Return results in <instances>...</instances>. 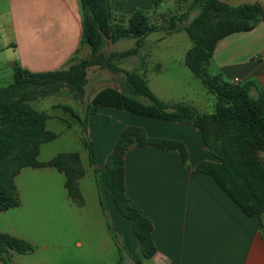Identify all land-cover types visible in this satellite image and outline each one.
<instances>
[{
  "label": "trees",
  "instance_id": "1",
  "mask_svg": "<svg viewBox=\"0 0 264 264\" xmlns=\"http://www.w3.org/2000/svg\"><path fill=\"white\" fill-rule=\"evenodd\" d=\"M80 6L81 43L90 46L91 57L72 64L69 68L37 72L16 63L13 67V81L0 86V211L20 205L15 179L25 167H53L63 172L66 176V188L72 196L73 174L65 167L62 157L56 156L49 161L39 159L40 145L50 141L52 133L47 129L50 115L30 103L36 97L34 89L41 87L45 88L42 93H51L67 85L80 91L85 82L87 67L92 64L93 59L103 57L102 51L108 41L136 39V47L116 54L118 58H124L137 55L144 46L145 38L155 31L183 29L193 41L185 63L201 79L207 91L215 96L213 111L202 113L193 105L180 102L171 104L160 99L141 73L116 68L112 60L114 54L111 58L104 59V63L113 71L125 72L123 88L101 89L88 104L84 117L70 106L64 108L81 120L87 130L93 124L100 107L195 126L214 160L200 161L194 172L211 175L245 214L259 220L264 236V164L260 158V153L264 152V93L254 97L251 88L255 82H235L210 69L211 59L220 41L234 33L251 31L264 19L261 6L250 3L233 6L222 0H193L191 7L199 9V12L182 27L180 22L183 20L180 16H171L167 25L159 26L151 23L142 9L132 13L128 24L113 23L108 0H80ZM188 14L186 13L185 18ZM140 97L148 98L150 103L144 102ZM84 144L89 150L91 165H96L94 142L85 136ZM148 145L178 151L183 163H187L188 149L184 142L151 137L143 127L128 125L122 128L105 164V177L111 198L120 213L133 220V230L141 243L144 259H149L156 250L152 239L153 222L133 206L126 195L125 154L131 146ZM95 170L100 172L98 168ZM96 179L99 189H102L101 179ZM100 200L106 215L107 204L102 196ZM108 224L113 236H117V228L110 221ZM116 242L119 246L118 241ZM34 249L35 246L28 240L0 232V260L4 264H13L6 257L13 250L29 254ZM135 262L144 264L139 258Z\"/></svg>",
  "mask_w": 264,
  "mask_h": 264
},
{
  "label": "crops",
  "instance_id": "2",
  "mask_svg": "<svg viewBox=\"0 0 264 264\" xmlns=\"http://www.w3.org/2000/svg\"><path fill=\"white\" fill-rule=\"evenodd\" d=\"M68 1H73L74 8ZM222 1L233 6L258 4L264 10V0ZM78 2L0 0V78L14 77L16 63L34 72L58 69L65 64L81 40L82 17ZM72 22L76 23L73 35ZM210 69L229 80L238 78L242 83L255 82L251 88L254 97L264 93V19L251 31L234 33L220 41ZM119 115L128 117L131 124L145 127L151 137L180 140L188 149L186 164L180 152L155 145L131 146L125 154L126 195L132 205L153 222L152 239L156 250L144 264H264V236L259 220L245 214L211 175L194 172L200 161L214 160L205 148L199 130L179 122L137 118L108 107L99 108L89 128L99 136L96 129L120 121ZM121 130L120 126H115L116 139ZM115 143L113 141L109 155ZM96 152L98 165L105 166L109 155L101 160L98 149ZM97 203L106 222L104 231H108L111 238L113 233L99 196ZM113 203L116 208L114 225L117 231H127L124 236H115L118 244L122 237L123 244L119 246L132 261L138 252L141 253V243L134 233L133 220L124 217ZM21 207L24 205L20 201L19 206L1 212L10 214ZM21 238L36 244L31 235H21ZM77 244L82 245V241ZM53 249L35 246L26 258L33 261L32 264H50L48 256L54 253ZM20 255L13 256L19 259Z\"/></svg>",
  "mask_w": 264,
  "mask_h": 264
},
{
  "label": "rangeland",
  "instance_id": "3",
  "mask_svg": "<svg viewBox=\"0 0 264 264\" xmlns=\"http://www.w3.org/2000/svg\"><path fill=\"white\" fill-rule=\"evenodd\" d=\"M68 3L74 8L73 1ZM192 3L193 0H108L113 23L128 24L132 13L142 9L149 16L150 22L159 26L167 25L171 16H180L183 20L180 22L181 27L199 12V9L191 7ZM78 11L82 17L80 0ZM186 13H189L187 18ZM75 26L76 23L72 22V35ZM77 30L79 32V26L76 33ZM68 31L66 30L67 34ZM136 44L134 38L108 41L102 51L103 57L93 59L92 64L87 67L85 82L80 91L67 85L51 93H42L45 88H33L36 97L32 98L30 103L50 115L47 129L52 133V139L40 145L39 159L49 161L56 156L62 157L65 167L73 174L72 196L65 187L66 176L63 172L52 169L53 167H25L15 179L17 193L24 207L15 209L10 214L0 211V231L18 237L31 235L36 241L34 246L39 249L51 246L54 253L48 256L50 264H136L137 258L145 261L139 252L135 259L128 260L129 256H125L124 250L118 247L115 236L112 235L113 239L109 238L108 231H104L106 222L100 214L98 203L95 204L97 196H102L107 204L106 220L113 226L116 225V208L106 182L105 166L101 167L98 162L94 166L91 165L89 150L84 144V137L87 136L94 142L95 148L97 147L99 159L103 160L109 155L113 141L117 140L115 126L122 129L126 125L134 124L130 123L128 117L122 118L123 115H119L120 121H112L108 126L105 124L101 130L96 129L99 134L97 136L95 131L89 128L91 125L88 130L85 129L81 120L64 108L70 106L84 117L88 104L101 89L123 88L125 72L113 71L104 63V59L111 58L114 54L112 60L116 68L141 73L153 92L166 102L193 105L202 113L214 110L215 96L207 91L201 79L196 77L185 63L186 55L193 46V41L185 30L155 31L145 38L144 46L137 55L117 57L116 54L134 48ZM77 47L69 58L71 60L59 68H69L72 64L91 57L89 45L82 44L79 40ZM12 81L13 76L10 79L2 77L0 86ZM140 99L150 103L146 97ZM132 116L142 117L133 114ZM122 122L127 124L123 125ZM143 128L147 133L146 128ZM97 155L96 152V157ZM260 158L264 164V152L260 153ZM95 168L100 172L97 173ZM96 177L101 179L102 189H99ZM126 232L121 229L116 234L124 236ZM79 240L82 245L77 244ZM121 241L122 237L119 244H123ZM16 253L21 254L19 259L13 256ZM27 255L13 250L6 257L13 264L34 263L28 261ZM2 262L0 260L1 264L4 263Z\"/></svg>",
  "mask_w": 264,
  "mask_h": 264
},
{
  "label": "built area",
  "instance_id": "4",
  "mask_svg": "<svg viewBox=\"0 0 264 264\" xmlns=\"http://www.w3.org/2000/svg\"><path fill=\"white\" fill-rule=\"evenodd\" d=\"M234 81H235V82H239L240 80H239L238 78H235Z\"/></svg>",
  "mask_w": 264,
  "mask_h": 264
}]
</instances>
